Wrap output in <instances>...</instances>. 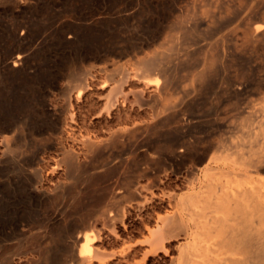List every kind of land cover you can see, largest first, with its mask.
<instances>
[{
	"label": "rangeland",
	"instance_id": "1",
	"mask_svg": "<svg viewBox=\"0 0 264 264\" xmlns=\"http://www.w3.org/2000/svg\"><path fill=\"white\" fill-rule=\"evenodd\" d=\"M202 1L204 2L202 3ZM228 1L227 3L233 2L234 4L230 3L232 5L236 4L234 1ZM217 3H220L219 6H216ZM9 4V0L0 1V60L2 62L7 60L18 47L11 36V31L17 24L26 25L30 30L23 46L30 47L32 50L29 49L31 55L26 71L10 75L4 69L3 63H0V264H182V254L189 245L197 243L198 234L196 224L191 220L192 217L187 214L186 209L183 208L182 222L177 218V215L175 216L176 202L206 189L205 186L211 171L203 172L207 158L201 161L202 152L207 153L208 158L215 156L216 148L213 144L225 138L226 135H231L230 132L219 130L216 127L214 129L212 123L217 117L220 124L223 123L222 121L227 123L228 119L232 117L235 119L236 111L231 102L239 97L240 103L244 102L241 103L244 107V115L248 116L251 106L264 104V102L262 103L264 90L261 94L252 91L246 92V89L253 86L252 80H256L254 76L256 71L247 70L248 73L251 72L250 77H253L246 76L241 86H239L240 84L233 85L237 86L236 90L228 82L227 86L221 83L222 74L219 70L218 74L217 72L214 74L217 77L220 76L218 77L220 87L214 75L215 77H212L214 80L211 79V84L210 82L208 84L210 88L213 86L210 89L208 85L207 88L200 87L201 84L197 81L196 76L186 68L188 71L183 69L182 72L183 74L186 72L184 78L188 72L193 75L189 73L190 76L185 79L187 82L184 83L183 80L182 83L187 86H183L187 91L191 90L188 85L191 84L190 86L193 88L187 98L185 97L187 93L184 95L182 89L179 90L181 93L174 90L170 93L171 89L164 92L162 88H158L160 91L155 90L154 85L147 86L140 76L146 75L148 70L152 71V67L141 66L142 69H145V73L142 74V69L134 65L133 60L139 55L151 54L156 48L160 49L161 44L158 41H163L164 34L166 36L163 29L166 30L176 20L183 19V14L185 15L187 11L191 12L189 9L191 10L192 7V11L195 14L196 11H199L200 16L188 18L189 26L196 23L199 28L203 27L202 33L199 32L198 35L195 33L196 37L210 36L213 41L224 35H229L228 31L248 14V7L247 10L246 6L244 8V5L247 4L241 1L240 4L246 11L241 9V14L236 16L237 18L235 17L237 20L233 18L234 14L231 15L233 9H230L232 7L229 4L226 10L221 7L223 4L221 5L220 1H217L216 4L215 2L209 4V7H212L216 12L224 10V14L233 16V19H230V16L227 17L228 15L225 18L223 12L221 15L214 12L216 16L218 15L217 19L221 18L224 21H217L213 18L215 14L211 10L212 8H209L212 11H208L209 16L206 15L207 12L204 13L205 10H208L206 0H37L20 17L16 18L12 16V7ZM104 5L109 11L104 15L107 18L102 20V25L101 23L97 26L86 24L90 18L97 19L99 17V12H102V9L99 11L95 9ZM236 5L239 3L237 2ZM217 7L222 9L218 10ZM221 22L228 24L225 28V30L228 28L225 31L228 34L216 32L212 35L203 32L205 28L207 29L208 24L210 30H215ZM156 25L160 27L158 26V28ZM157 29L158 31L154 32ZM159 29L164 34H160ZM86 30L90 32H86ZM150 30L153 32L151 33ZM74 31L77 33V37L69 40L67 37ZM159 31L160 33L157 35L156 32ZM181 36L185 35L179 34V38H182ZM148 38H151L152 44L148 43ZM152 39H154L153 42ZM200 41L202 43H198L199 49L204 44L203 40L200 39ZM144 44L147 46L145 47ZM148 44L153 50L148 48ZM126 47L129 48L128 51ZM123 49H125L124 52ZM122 52L127 56H124ZM100 55L101 57H99ZM134 55L135 57H132ZM102 57L105 62L101 60ZM260 60L263 65L262 72H264V52L260 56ZM117 63L120 65L119 67H117ZM81 68L90 69L85 82L81 81L83 83L76 75V72H79ZM202 68L203 65L199 69ZM101 69L104 70L101 71ZM153 70L156 75L157 70ZM150 73L155 76L153 71ZM227 74L232 73L227 71ZM228 76L227 79L232 77V75ZM250 82L253 84H249ZM229 85L231 86L228 87ZM81 88L83 91L79 93ZM233 92H237L239 97H234ZM240 93L243 94V97ZM168 99L174 102L185 99V101L196 102L193 115L198 118L196 120L200 121L195 120V124L192 123V129L188 132L189 135H186L188 139L184 137L186 141L184 138H180L182 136L175 138L185 141L187 146L183 159L175 161L177 164L174 163V167L180 171L178 173L171 171V168L167 169L169 166L166 167L162 162L159 165V160L156 161L157 156L151 151L150 159L146 160L143 158L142 151L140 152L138 149L139 146L145 147L143 145L146 143L151 146L156 144L160 139L157 136L160 137L162 134L165 136L171 132L168 128L156 129L157 131L155 129L146 131L145 128H142V131H139L141 129L137 127H142L146 123H155L157 118L153 117L154 114L160 112L162 103L169 102ZM154 101L156 102L154 103ZM227 115H231V117ZM222 117L228 119H220ZM12 119L18 121L19 124L16 123L18 126L10 131L4 130ZM232 119L230 120L232 121ZM134 127L135 129L139 128L136 129L139 133L135 131L131 134L132 137L131 135L126 136L118 143L115 140L109 141L113 131L131 130ZM168 130L170 131L168 132ZM21 135L25 136L26 142L24 140L21 145L25 144L19 150L21 154L18 151L19 154L16 153L19 156L15 157L16 153L14 152L13 156L6 144H9V137L14 140ZM60 138L65 139L64 142L66 141L65 145L68 148H72L79 154L78 166H81H79L81 170L69 169L61 161L59 145L57 146V139L60 140ZM83 140L89 142L106 140L110 143L106 147L99 148V151L91 153ZM44 142L47 147L44 153L46 160L43 163V173L48 180H45L42 188L47 192L48 198L40 199L38 198L40 195L37 197V191H30L29 182L34 173L31 159L37 153V144L40 145ZM196 147L201 151L197 152ZM12 157L17 161L14 164L9 161ZM107 159L110 161L107 162ZM146 161H150V163ZM121 163L123 165L119 172H114L118 171L116 169ZM9 164H11V169L8 167ZM145 167L150 172L146 171ZM152 169L155 171L159 169V182L156 183V186L147 187L153 176L150 174L155 172ZM139 171H141L140 173L146 171L145 174L147 173L149 178L138 176ZM236 171L238 175L240 174L239 177L236 175L237 179L241 178L242 172L245 174V170L242 168H237ZM148 173L150 174L148 175ZM123 176L134 181L136 198L131 199L127 196V186L122 182ZM251 176L258 177L256 173H252ZM219 179L221 181L228 180L226 176L221 175ZM117 189L121 190L120 195L117 193L119 197L112 198V195L118 191ZM166 193H175V200L168 201L169 199L164 197ZM177 208H181L180 202H178ZM124 211L127 215L122 217L121 213ZM119 216L124 219V222L120 221ZM168 216L173 218L172 227L175 236L164 241V249L160 248L153 252L152 245L146 240L150 236V231L161 223L160 220L164 219L163 217L168 218ZM176 218L179 220L178 222ZM37 219L47 220L53 231L50 234H44L43 238H39L40 251L35 253L33 248L36 239L33 238L37 231L36 229L30 230L31 228L26 226V222H35ZM176 222L179 226L183 225L180 228L177 225L181 232L177 228L178 231L175 230ZM184 229L185 231H183ZM87 236H93L91 258L87 262L85 260L82 262L78 257L79 250L76 247L75 253L78 258L71 259L66 248L71 243L75 244L76 240V246L79 245L78 241L82 242ZM47 252L48 255L50 254L49 256H47ZM225 256L224 254L222 258Z\"/></svg>",
	"mask_w": 264,
	"mask_h": 264
},
{
	"label": "bare ground",
	"instance_id": "2",
	"mask_svg": "<svg viewBox=\"0 0 264 264\" xmlns=\"http://www.w3.org/2000/svg\"><path fill=\"white\" fill-rule=\"evenodd\" d=\"M0 1H2V0H0ZM35 1H37V0H9V2H10L9 5L12 7V9H11L12 14H13L12 16L15 18L20 17V15L23 14V12L29 6H31L33 3H35ZM217 1H220L221 5L223 4L221 7L224 10H226L229 5H230V7H232V8H230V7L229 8L233 9V10H231V12H232L231 15L234 14L233 15L234 17L232 16L233 18H235L236 16H239L241 14V12H240L241 9L246 11L247 7L249 10V11H247L248 14L236 26L233 27V25H232L233 28L230 31H228L229 35H224L219 39L211 41L212 39L208 35H207L208 37L205 36L203 38L202 37H200V38L196 37L195 33H197V35L199 32L202 33L203 27L200 26V28H201V30H200L199 26H197L196 23H193V24H191V26H189L188 18H193L196 15H197L196 17L200 16L199 11H196L197 12L196 14H195V12L192 11L193 7L191 5L192 9L190 10L188 8L189 11H191V12L187 11V13H185V15L183 14V16H182L183 19L176 20L166 30L163 29L165 27L162 26L163 32L166 33V36L162 32V30H160L161 28L159 29L161 31V33H160V31L156 32V34L157 33H160V34L163 33L164 34V36H163L164 38L161 37L163 40V41H161L162 43L157 40L158 43L161 44V46H160V44L158 45V47L160 46L159 47L160 49H157V48L155 49V47H154L155 50H153L152 48H150L149 44L151 43L150 39L152 37L150 39L148 38V40H149L148 41V43H149L148 48L153 50V52L151 54H146L144 52L146 55H141L143 57H141L139 55L140 57L138 56V57L134 58V60H133L134 65L139 66L140 69H142L141 66H143V67L149 66V67H152L151 70L153 71V73L155 72L153 69L157 70V72H156L157 74L155 75V73H154L155 76H152L153 74L150 73L152 71H150L148 69H147L148 74L146 73V75H142V76L139 75L140 78H143L142 80H144L146 82L145 84L147 86L148 85H154L156 87L155 90L158 91L159 90L158 88H160V89L162 88L164 90V92H165V90L169 91L171 89L169 91L170 93H172L171 91H173V90L175 92L177 91L178 93H181V91L179 92V90L182 89V92L184 93V95L187 93L185 95V97H187V95L190 93V91L192 93L193 88L190 86L191 82L189 81L190 83H188L190 85L187 84L188 88L189 89L191 88V90H188V91L186 90L187 86L185 84L182 85V83H183V80L185 83V81H186L185 79L187 77H189L191 73L194 76H196L197 81L201 84L200 87L204 88V86H205V88H207L209 86L208 85L209 82H210V84L212 82L211 79H213L212 77L215 75L214 73L217 72V74H218L219 70H220V74H222V82L221 83L225 85L228 82V84H231L232 86L237 85V84H240L239 86L243 85V84H241L243 79H246L245 78L246 76L250 77L252 71H256V73L253 72L255 74L254 76L256 77V80L255 79H254L255 81L252 80V82L254 84L251 82L249 83V84H253V86H251V88L249 87L250 89H248V90L246 89V92L248 93V91L249 92L252 91V92H255L257 94H261L263 92V90H264V72H262L263 71L262 70L263 65H262V62L260 60V56L264 52V0H229V1H234L236 4L238 2L239 5L230 4L233 2L227 3L228 0H215V1L214 0H206L207 5H208V10H205L204 13L207 12V14H206L207 16H209V14H210V13H208V11L210 10L209 8H212V7H209V4H211L212 2L213 3L215 2V4H216ZM241 1H244L245 4H247V5H244V8L246 6V8H245L246 10L243 8V5L240 4ZM203 2L204 1H202V3ZM251 2H253V4H251ZM217 4H216V6H219L220 3L218 5ZM106 5H104L102 7L99 6L97 9H95L98 11L100 9H102V12L101 11L99 12V17L97 19H95V18H93V19L90 18L89 20L87 19L88 21L86 22V24H88L89 26L90 25L91 26H93V25L97 26L98 24H100L102 22V20L107 18L104 16L107 13V11H109V10H107ZM217 8H218V10L222 9L219 7H217ZM204 9H203V11H204ZM211 10H213V8ZM223 11L221 10L220 12H216L215 10H213V13L216 12V13H219L218 15H221V12H223ZM216 13H214L215 15H213L211 13V15L214 16V17L213 16L212 17L215 19L218 18L217 17L218 15L216 16ZM227 13H229V12H227ZM222 14L224 15L225 18L228 15V14L227 15L224 14V12ZM127 16H128V14H127ZM229 16H230V14L227 17H229ZM220 17L224 18L223 16H220ZM232 17L230 19H233ZM218 20L224 21V20H221V18L217 19V21ZM226 22H221L220 24H218V27H216L215 30H210V28L208 27L209 24L208 25L206 24L207 29L204 27L205 30H203V32L205 34L206 33L212 34V33H216V32L217 33H220V32L226 33L225 31L228 29L227 28L225 30L226 26L228 25ZM231 22L233 23V21H231ZM101 25H102V23H101ZM200 25H202V24L200 23ZM90 30H92V29L90 28ZM29 31L30 30L28 29V27L26 25H21V24H19V25L17 24V26L15 28H13V30L11 31V36L13 38V41L17 44L18 47L15 49V51L10 55V57L7 60H4L3 62L0 60V63H3V67L6 70V72L10 75H16V74L21 73L22 71H26L28 69L29 58L31 55V51H29V49L30 50H32V49L30 47H24L23 45H24L25 40L28 38ZM155 31H158V29L154 30V32ZM86 32H90V31L86 30ZM150 32H151V30H150ZM152 32H153V30H152ZM228 32L226 34H228ZM182 33L185 36H181L182 38H179V34H182ZM153 34L155 35V33H153ZM76 35H77V33H75V31H74V33L71 32V34H69V36L67 38L69 40H72V39H75V37H77ZM154 38L158 39L156 37H154ZM200 39L203 40L204 44L201 45L202 48L199 49L198 43L201 42ZM146 40H147V38H146ZM153 40L154 39H152V42H153ZM125 46H127V44H125ZM125 46H124V48H125ZM142 46H143V44H142ZM144 46H145V44H144ZM138 48L140 49L139 46H138ZM148 48H146V49H148ZM128 49L129 48H127L126 50L128 51ZM150 49H149V52H150ZM124 50L125 49H123V52H124ZM141 50H142V48H141ZM131 52L133 53V51H131ZM134 53H136V52H134ZM94 54H95V57L98 58L96 56V53H94ZM97 55H99V54H97ZM123 55H124V53H123ZM99 57H101V55ZM120 57H122V56H120ZM132 57H135V55ZM132 57L131 58L128 57V58H130L132 60L133 59ZM101 60H103V57ZM97 61H100V60H97ZM133 61H130V62L133 63ZM103 62H105V61L103 60ZM103 65L105 67V63ZM103 65H100V66H103ZM201 65H203V68L199 69ZM119 66L120 65L118 64L117 67H119ZM186 68L189 69L191 73L188 72V75L186 74V78H184L185 77L184 74L188 71V70L186 71ZM183 69H185V71H186L184 74L182 73ZM89 70L90 69H88V68H83V69L81 68V70L79 72H76L77 74L75 73L80 82L81 81L85 82L87 76L90 73ZM103 70L101 69V71H103ZM247 70H250L251 72L249 71V73H248ZM99 71H100V69H99ZM139 71H141V70H139ZM227 71H228V73L231 72L232 74L226 75ZM73 72H71V73H73ZM141 72H142V74H144L145 69L143 68ZM136 73H138V72H136ZM261 73H263V74H261ZM228 75H232V77L230 76L231 78L227 79L229 77ZM218 77H220V76H218ZM218 77L216 76L215 80L217 78V81H218ZM252 77H250V78H252ZM83 82H81V83H83ZM194 82L196 83V81H194ZM219 82L220 81H218V84H219ZM213 83H215V82H213ZM222 84H221V86H222ZM231 85H229L228 87H230ZM183 86H186V87L183 88ZM216 86L218 88L217 84H216ZM226 86H227V84H226ZM248 86H250V85H248ZM219 87H220V84H219ZM208 88H210V86ZM233 88L236 89L237 86H233ZM245 88H247V87L245 86ZM224 89L226 90V87H224ZM207 90H209V89H207ZM225 90H223L224 93H226ZM82 91H83L82 88L79 89V93H81ZM233 91H234V89H233ZM220 92H221V89H220ZM233 93H232V95H234V97H236V96L239 97L237 92H233ZM190 94L188 96H190ZM243 94H244V92H243ZM243 94H241L242 97H243ZM167 97H169V96H167ZM167 97H166V99H167ZM180 98L183 99L184 97H180ZM166 99H164V100H166ZM239 99H240V97L236 98L235 101L231 102L233 104L235 111H236L235 119H232L233 118L232 117V118H230V119H232V121H231L227 117H222L220 119L226 118L224 120L228 119L229 123H228V121H227V123H226V121H222L223 123L220 124V121L219 120H218L219 122L217 121L218 117L217 118L215 117L216 119L214 118L215 120L212 123V126H214V129L218 128L219 130L221 129L223 131L230 132L231 135L228 134V135H226V137L223 135L225 138L222 137L223 139L218 140L217 142H215L213 144L214 147L216 148V155L215 156L208 158L207 153L202 152L201 161L206 160V158H207V160L203 166V172L208 171L207 173H209V171H211V172L213 171L212 173L211 172L209 173L210 174L209 178L207 177L208 181H207L206 186H205L206 189L204 191L199 192V193H193L184 199H179V201L177 200V202H176V205H175L176 214H175V216L177 215V218H179V220H181V222H182V220H183V218H182L183 217V213H182L183 208L186 209L187 214H189L192 217L191 220H193V222L196 224L197 234H198L197 243L193 244L191 246L189 245L187 247V249H185L186 251L184 252V254H182L183 255L182 256L183 257L182 264H264V104H260L258 106H256L257 104L256 105L252 104L253 107L252 106L250 107V109H251L250 113L248 112V114H247L248 116H245L244 115L245 114L244 113V107L241 105V103H244V102L242 101L240 103L241 99L240 100ZM252 99L254 100V98H252ZM185 100H182V101L179 100V101H175V102L171 101V100H169V102L165 101V103H162L163 105H161L162 108H161L160 112H156L153 116V117L157 118L155 123H152V124L146 123V125H143V126L141 125L142 127L137 126L141 129L139 131H142V128H145L146 131H148L147 129H149V130L150 129H155V130L157 129L158 130L160 128H163V129L168 128L171 130V132L167 133L165 136L163 134L160 135V137L157 136V138H160V139H158L157 143H156V141H154L156 144L151 146L145 142L146 144L143 143V144H145V145H143L145 147L139 146L140 148H138V149H140V152L142 151L141 153L143 155V158H146V160L150 159L149 158L150 157V151L153 152V154H155L157 156L156 161L158 162V160H159V162H158L159 165L161 164V162L163 163V165L165 164L166 167L168 165L169 167H167V169L171 168V171H173L174 173L180 172V171H178L177 168L174 167V165L177 164V163H175V161H177L179 159H183L184 153L187 151L186 150L187 146L185 145V143H186L185 141H186V138L188 139V137H186V135L192 129L191 128L193 125L192 123H194V121L197 118L196 116L193 115V111H194V107H195L194 104L196 102L194 103L191 100H187V101H185ZM155 102L156 101H154V103ZM263 102L264 101H262V103ZM158 105H160V104H158ZM153 108H154V106H153ZM155 110H154V112H155ZM228 110H229V108H228ZM199 112H201V111H199ZM231 112H232V110H231ZM215 113H218V112H215ZM204 114H207V113H204ZM198 115H200V114H198ZM209 116H211V115H209ZM214 116H216V115H214ZM227 116H229V115H227ZM229 117H231V115ZM196 121L200 122L198 120H196ZM16 123H18V121L16 119L15 120L12 119L11 121H9L8 126H6L4 128V130L10 131V130L14 129L15 126H18V125H16ZM136 129L134 127L131 130H129V129H123V130L118 129L116 131H113L111 133V138L109 141L115 140L118 143L119 141L123 140L124 137L130 136L133 132L138 130V129L137 130ZM21 130H23V129H21ZM170 130H168V132ZM151 131H153V130H151ZM156 131H154V132H156ZM195 131H197V130H195ZM227 132H226V134H227ZM154 135H156V134H154ZM23 136L24 135H21V137L15 138L14 140H13V138L11 140L10 139L11 137L8 138L9 144L8 143L6 144V145H8L7 149L8 148L10 149L9 151L13 153V156L15 155L16 152L19 154V152H20L19 150H21L20 148L21 147L23 148V146L25 145L24 144L23 146H21L24 143V140L26 142V139H24L25 136L24 137ZM180 136H182V137H180ZM131 137H132V135H131ZM179 137L181 139L186 137V138H184L185 141H182L180 139L182 141L181 142L179 139H175V138H179ZM227 137H229V139H226ZM57 140H58L57 146L59 145V150H60L59 152L61 154V161L64 162V164L69 169H75V171H78L81 167L80 165H79L80 167L78 166V155L79 154L76 151H74L72 148H68L65 145V142H66V141L64 142L65 139L62 140V138H60V140L59 139H57ZM155 140H157V139L155 138ZM48 141H46V142L48 143ZM83 141H84V144L87 145L86 147L89 148V151L91 153L97 152V150L99 148L106 147L110 143L109 141H106V140L96 141V142H91V141L89 142L88 140H83ZM46 142H44L43 144H40V145L37 144L38 145L37 146V153H35L34 157L31 159V161H32L31 163L34 165V173L32 174L31 180L29 182L30 191H32V192L37 191V197H38V195H40L38 197L40 199L48 198L46 195L47 192H45L44 188H42L43 183L47 179L43 173L44 172L43 163L46 160L44 157L45 149L47 147ZM188 142H189V140H188ZM159 143H161V144H159ZM48 148H49V146H48ZM141 148H143V149H141ZM196 148L198 149V147H196ZM197 149H195L197 152L201 151V150L199 151V149L198 150ZM17 153H16L15 157L19 156ZM20 154H21V152H20ZM9 161H11L14 164L16 159L12 157ZM108 161H110V160L107 159V162ZM147 163H150V161ZM200 163H202V162H200ZM104 164H105V162H104ZM18 165H20V164H18ZM18 165H17V167L19 168ZM122 165H123V163H121L120 166L118 167V169H116L118 171H114V172H116V173L119 172V169L122 168ZM14 166L16 167V165H14ZM157 166H158V164H157ZM8 167L10 168L11 164H9ZM159 167H162V166H159ZM237 168H242V170L243 169L245 170V174H243V172H242L241 178H238V179L236 178V175H238L237 171H236ZM140 170H142V169H140ZM143 170H145V169H143ZM152 170H154V169H152ZM158 170L159 169H157L156 171L154 170L155 171L154 173L152 171L151 173H153V174L148 173V175L150 174L151 176L152 175L153 176H152L151 182H149L150 184L148 183L147 187L156 186V183L159 182L158 180L160 177L158 174L159 173ZM146 171L150 172V170H148L147 168H146ZM140 172L141 171H139V173ZM145 172L140 173L138 176L148 177L147 173L145 174ZM252 173H256L258 175V177H256V176L252 177L251 176ZM220 175L226 176L228 178V180L221 181L219 179ZM239 176H240V174L237 177H239ZM169 177H170V175H169ZM123 179H124L122 181L123 184H125L127 186V188H126L127 189V196L130 197L131 199L136 198L137 194L134 190V187H135L134 181H132L131 178H129L127 176H125ZM117 193L118 194L121 193V190H118L117 192H115L114 193L115 195H112V198L119 197L120 194L118 195ZM164 197H167L169 199L168 201H174L176 198V194L175 193H166ZM178 202H180V204H181V208H179V209L177 208ZM182 205H183V207H182ZM121 214L120 215L123 217V216H125L126 213L124 211ZM119 218H121V217L119 216ZM163 218L164 219L160 218L161 223H159L154 229H152L150 231V236L146 240V241L150 242V244L152 245V248H153L152 251L153 252H156L160 248L164 249V241L175 236L173 234L174 229L172 227L173 226V218L170 216H168V218H165V217H163ZM179 220L177 219V222ZM120 221L124 222V219L121 218ZM195 224H194V227H195ZM177 225L179 226V224L177 223L175 225L176 226L175 230L177 228ZM26 226L31 228L30 230L36 229V231H37L35 233V237L33 238V239H36L35 240L36 241L35 247L33 248V250L35 253H37L40 251V249H39V246H40L39 238H41V237L43 238L44 234H50L53 231V228L51 227L49 222H47V220H45V219L44 220L37 219L35 222L27 221ZM182 226L180 225L179 228ZM179 228H177V229L179 230ZM181 229H183V228H181ZM178 230H176V231H178ZM183 231H185V229ZM177 233H176V235H177ZM92 237H90V236L84 237L82 242L78 241L79 245H77V246H76L77 240L75 241L76 242L75 244L71 243V245H69L66 248L67 253L70 256V258L74 259V258L79 257L80 260H82V262H83V260H85L87 262V260H89L91 258L90 254L92 252V248H91ZM76 247L79 250L78 257L75 253ZM129 248H130V246L128 247V249ZM122 254H124V253H122ZM221 254H223V255H221ZM224 254L226 256L222 258V256H224ZM49 255L47 252V256H49Z\"/></svg>",
	"mask_w": 264,
	"mask_h": 264
}]
</instances>
